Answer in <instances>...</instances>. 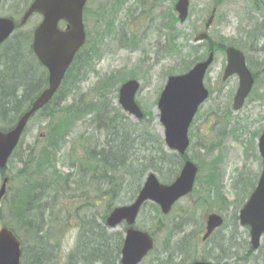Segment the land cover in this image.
<instances>
[{"label": "trees", "instance_id": "1", "mask_svg": "<svg viewBox=\"0 0 264 264\" xmlns=\"http://www.w3.org/2000/svg\"><path fill=\"white\" fill-rule=\"evenodd\" d=\"M220 2L221 0H215V3ZM252 7L262 11L264 0H253ZM170 21L169 48L170 51L180 52L182 48L179 49L178 45H174L178 34L173 27L177 21L173 8H171ZM262 22L264 23V18ZM107 25L109 26L110 23ZM261 34L264 33L261 32L259 37ZM30 39L31 32L24 31L10 37L2 45L3 51L0 53L2 130H7L15 124L18 117L29 108L30 103L47 84V71L33 54L29 44ZM202 44L206 46L205 51L200 44L183 46L186 51L180 72L205 58L207 51L223 50L221 44L215 43L211 36ZM94 57V46L89 53L85 45L77 52L56 94L35 113L43 111L49 118L46 137L40 140L42 143L29 146L25 157L21 152L23 150L21 137L10 157V160L16 157L20 164L16 176L18 184L12 190L10 198L5 195L2 201V208L7 203L9 219H5L1 211L0 220L2 219L3 224L9 227L21 241V264H55L57 251L54 249V242L50 241L49 234L54 235L55 228L60 234L70 227L77 232L75 245L65 257L63 264H120L124 232L109 229L105 224L106 215L117 204L133 200L148 173L154 172L162 182L168 183L178 174L182 161L190 158L165 148L162 136L154 127L155 115L151 112L144 111L141 118L132 119L118 105L112 103L109 94L118 90L119 83L125 80L122 74L110 73L97 76L87 95H84L82 90H78L77 81L85 75L86 68ZM70 95L76 96L68 103L62 104ZM80 120H85L93 129L103 133V136L98 138L88 130L82 132L79 138L83 142L81 153L76 155V145L70 143L73 146L68 148L65 146L70 145L69 139L74 134V126ZM85 121H83L84 125H86ZM223 134L222 131L218 132V141L208 147L207 154H210L208 161L197 160L199 174L196 184L199 198L195 201V205L203 206L207 210L210 209L208 208L210 205L213 206V202L214 204L217 202L221 212L233 206L232 220L235 225L232 227V236L229 240L234 242L233 237L238 233L239 207L255 187L260 170L250 175L246 173L248 169L239 171L236 177L241 183L240 189L236 193L235 200L229 201L224 195L221 184L220 155H211L214 148L221 145L219 141ZM253 141L252 138L246 141L247 153L256 148V143ZM59 153H65L69 169L75 167L77 170V178L70 172L63 173L57 169L59 163L62 167L65 166V163L58 160ZM256 156L259 157L258 154ZM204 164L207 166L205 173L202 171ZM64 198L65 202H62ZM145 209L152 212L155 217L170 215V213L163 215L158 205L152 202L145 203L141 213ZM69 216L72 218L70 227L67 226ZM186 223L187 219L175 220L174 226L167 228L158 219L157 231L147 229L154 236L155 247L140 264H151L153 260H156L157 264H177L178 256L182 255L187 256L188 259L203 260L207 259V255L214 258L217 264H228L227 261H223L227 258H235V262L251 261L252 249L248 241L246 245L249 249L242 255L235 257L234 254H226L225 251H232L231 244L224 248L227 244L226 235H221L222 238H218L219 242H216L213 250L215 251L216 248L220 250V255L216 257L206 250L201 256H197L185 240L193 239L194 233L179 238L183 240L172 242L170 238L183 232ZM224 224L205 242L214 238ZM163 229L168 230V239L162 247V252L166 253L164 258L160 257V249L156 244L157 232ZM196 240L197 237L193 245L198 248ZM47 241L49 244L46 245ZM28 244L32 245V251H29ZM40 245L43 247V252L40 248L35 250L38 246L41 247Z\"/></svg>", "mask_w": 264, "mask_h": 264}, {"label": "rangeland", "instance_id": "2", "mask_svg": "<svg viewBox=\"0 0 264 264\" xmlns=\"http://www.w3.org/2000/svg\"><path fill=\"white\" fill-rule=\"evenodd\" d=\"M30 1L2 0L0 3V16H10L18 23ZM175 1L142 0L141 2L139 0H125L122 3H117L115 0H87L86 12L84 13L85 46L88 53L91 47L94 46L95 57L89 62L85 75L77 81L78 90H82V93L87 95L89 88L99 75L120 73L125 79L134 76L133 78L140 81L141 85L136 94L138 104L145 111H149L153 115L157 114V99L167 76L180 73L179 69L183 67L182 59L186 51L183 46L200 44L202 49L206 50V46L202 43H195V37L206 30V20L215 2V0H189L188 16L184 21H179L177 14L174 12L177 21L173 27L178 34L174 45H178L179 49L182 48L180 52H177L176 50L170 51L169 45L171 44L168 43L171 30L169 28L171 25L170 13ZM252 1L222 0L221 4L217 5L216 15L211 22L212 24L207 28V34L214 38L215 43L227 46L229 44L237 46L242 44L246 54L250 56L251 62L249 65L251 69L255 67V64H261L264 59L263 50L249 52V46H252V39L258 38L261 32L264 33V24H261L264 18V9L262 11L255 10L252 7ZM40 21L41 16L34 14L24 25L18 27L11 37L24 31H33ZM107 23H110V25L108 26ZM259 39L254 40V43H256L255 47L257 45V48L262 49L264 36ZM31 41L32 38L29 43L30 48ZM2 48L3 46L0 48V53L3 51ZM214 56L215 58L204 77L205 86L211 91V94L207 101L199 107L189 128L190 147L187 150V156L195 163H197V160L207 162L210 158V154H207L208 147L211 146V143L218 141V132H224L221 141H219L221 145L214 148L211 155H220V166L222 167L221 184L224 188V195L229 201H233L241 185L236 177L239 171L248 169L246 173L250 175L258 172L262 166L260 157L256 156V154L259 155L256 142L258 137L253 141L255 137L253 134L261 132L264 126V72H259L260 69H253L259 73V77L253 85V90L242 108L234 110L231 104L232 97L237 89L238 77L232 75L230 78L223 80L221 76L225 67L226 56L222 51L215 52ZM75 96L70 95L62 104L68 103ZM109 97H112L111 100L114 105H118V90L110 92ZM48 121L49 118L43 111L35 114L29 120L22 135L23 150L21 152L24 157L25 152L30 148L29 146L33 144L35 146L38 142V144L42 143L40 140L46 137ZM83 121L80 120L75 124L74 134L69 139V144L76 145V155L81 153L83 142L79 138L82 132L88 130L98 138L103 136V133L95 128L93 129L86 121V125H84ZM221 126L223 128H220ZM154 127L157 132L160 133L162 131L156 116ZM218 129L221 131H218ZM250 138L256 143V148L251 149L250 153H247L245 146L246 141ZM71 144L65 146V148L73 146ZM58 160L65 163V166L62 167L61 163H59L57 169H60L63 173L70 172L73 177H78L75 167L69 169L65 153H59ZM205 167H207L206 164L203 166V173H205ZM19 169L20 164H18L17 158H12L7 166V172L11 177V181L8 184L9 191L7 190L6 193L9 198L12 190L18 184L16 176ZM1 181L2 179L0 178V184ZM197 190L198 187L195 184L193 192L180 199L167 217H155L152 212L145 209L139 214L136 220V227L157 231L158 219L167 228L174 226L173 222L175 223V220L187 219L183 232L175 234L174 238L173 236L170 238L172 242L183 240V238H179L185 235L191 236L194 233L195 235L192 236L193 239L190 238V241L189 239H184L188 241L197 256H201L202 252L206 250L213 257H216L220 255L219 249L213 250L216 242H219L218 238H222L221 235H226L227 244L224 248L226 249L230 244L232 247V251H225L226 254H234L235 257L242 255L243 252L249 249V246L246 245L248 244L249 231L238 224V233L236 237H233L235 241L229 240L232 236V227L235 225L232 220L233 206L226 208L224 212L218 209L219 205H217V202L215 204L213 202V206L210 205L208 207L210 209L207 210L203 206L197 207L195 205V201L199 198ZM62 202H65V198ZM117 205H121V203ZM1 211L5 219H9L7 203L3 208L1 207ZM214 211L222 215L225 224L218 230L214 238H210L207 242H201L206 215ZM189 215L192 216L190 217ZM67 219V226L70 227L72 218L69 216ZM2 225L4 224L1 219L0 227ZM125 227V223H121L111 230L124 232ZM55 230L56 228L54 229V235L49 234V237H51L50 241L54 242V249L57 251V258L54 263L63 264L67 254L74 248L77 232L71 227L60 234L57 232L58 230ZM197 231L199 232L197 233ZM156 236L160 257L164 258L166 253L162 252V247L168 239V230L163 229L157 232ZM196 237L198 248L193 245ZM260 241L259 249L250 252L252 255L251 261L244 262L239 260L235 262V258H227L223 259V261H227L228 264H264V236ZM47 244H49L48 241ZM46 247L48 248V246ZM39 248L43 252L42 246H38L35 250ZM28 249L32 251L31 244H28ZM206 258V260L213 263L217 262L214 258L207 255ZM190 260L185 255L178 256L177 264H187ZM151 264H157V261L153 260Z\"/></svg>", "mask_w": 264, "mask_h": 264}, {"label": "water", "instance_id": "3", "mask_svg": "<svg viewBox=\"0 0 264 264\" xmlns=\"http://www.w3.org/2000/svg\"><path fill=\"white\" fill-rule=\"evenodd\" d=\"M86 0H33L24 11L20 25L34 13L42 16L32 35L31 48L38 61L47 72V86L32 101L17 120L13 128L0 130V169L7 165L13 149L18 144L20 136L30 117L46 105L58 90L64 74L72 62L76 52L85 42L83 24V7ZM189 0H176L174 10L180 21L188 15ZM214 10L206 21V27L214 17ZM64 22L61 29L59 23ZM16 24L12 18L0 17V44L14 31ZM206 33H201L196 40L205 39ZM226 64L223 79L235 74L238 77L237 90L233 96L232 108L240 109L252 90L254 77L251 75L245 57L233 46L225 49ZM213 52L207 58L196 62L187 72L167 77L165 85L157 101L159 123L163 127L162 137L166 148L184 155L189 145L188 128L199 106L209 95L204 86V75L213 61ZM264 65V63H263ZM264 69V66H263ZM139 82L128 79L120 85L118 93L119 105L136 118H141L143 112L135 100ZM257 151L261 157V171L255 188L247 196L245 203L238 212L240 226L248 228L251 247L256 250L264 235V129L257 139ZM198 166L185 160L179 174L170 183H162L154 173L146 175L145 180L135 198L128 204L114 207L105 219L108 227L114 228L122 222L127 224L120 254V264H139L153 249L152 235L134 226L141 207L146 202L159 206L162 214H167L174 203L190 193L194 187ZM8 178L0 185V201L6 191ZM224 223L223 217L210 213L206 217L205 232L202 240L214 233ZM21 242L7 227L0 228V264H20ZM189 264H214L211 261L194 260Z\"/></svg>", "mask_w": 264, "mask_h": 264}, {"label": "flooded vegetation", "instance_id": "4", "mask_svg": "<svg viewBox=\"0 0 264 264\" xmlns=\"http://www.w3.org/2000/svg\"><path fill=\"white\" fill-rule=\"evenodd\" d=\"M252 47H251V50H250V52L251 51H255V52H257V51H264V46L262 47V49H259V48H257V45H256V47H255V44H254V39H252ZM241 49V48H240ZM241 51L243 52V54L245 55V60H246V54H245V51L243 50V49H241ZM262 64H263V62H262ZM262 64H255V66H256V69H260V72L261 73H263L264 71H261V69H262V67H263V65ZM252 73H253V76L255 77V81H256V79L259 77L258 75H259V73L257 72V74L255 73V72H253L252 71ZM4 177V174H2V172L0 171V178L2 179Z\"/></svg>", "mask_w": 264, "mask_h": 264}, {"label": "bare ground", "instance_id": "5", "mask_svg": "<svg viewBox=\"0 0 264 264\" xmlns=\"http://www.w3.org/2000/svg\"><path fill=\"white\" fill-rule=\"evenodd\" d=\"M250 247H251V245H250ZM251 249L254 250L252 247H251ZM258 249H259V248H258ZM258 249H256V250H258ZM256 250H255V251H256Z\"/></svg>", "mask_w": 264, "mask_h": 264}]
</instances>
